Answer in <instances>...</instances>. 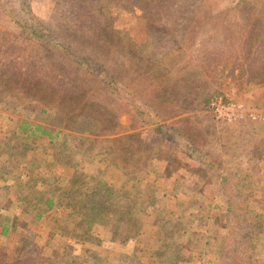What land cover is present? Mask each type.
Segmentation results:
<instances>
[{
  "label": "trees",
  "instance_id": "obj_1",
  "mask_svg": "<svg viewBox=\"0 0 264 264\" xmlns=\"http://www.w3.org/2000/svg\"><path fill=\"white\" fill-rule=\"evenodd\" d=\"M125 1L142 15L150 13L156 31L164 28L155 42L163 56L205 59L195 53L196 46L210 59L201 71L215 91L173 123L117 71L41 20L37 0H0V19L10 26L0 24V111H16L24 101L40 105L32 121L20 122L22 134L3 135L0 183L25 193L55 229L69 226L98 246L104 228L114 235L130 228L134 244L129 251L110 250L106 259L91 249H75L50 253L39 264H171L152 250L144 256L139 252L160 234L184 243L186 250L176 253L172 264L183 258L202 261L205 246L217 254V264H264V251H254L264 230V122L226 123L210 111L213 100L231 101L244 85H264V0H230L216 14L210 12V0ZM186 11L189 17L180 21ZM109 20L104 16L101 38L130 45L128 36L113 32ZM173 26L183 30L177 41L167 32ZM199 34L208 36L196 43ZM216 44L219 58L207 48ZM236 63L244 71L230 80L227 69ZM222 149L229 151V162ZM154 163L160 164L158 171ZM111 173L120 177L119 186L109 182ZM185 174L193 186L186 184ZM166 185L172 186L176 205L191 212L177 219L175 234L164 225L174 214L159 195ZM127 206L141 212L133 217ZM10 207L0 202V264H34L11 241ZM65 209L69 213L63 217Z\"/></svg>",
  "mask_w": 264,
  "mask_h": 264
},
{
  "label": "rangeland",
  "instance_id": "obj_2",
  "mask_svg": "<svg viewBox=\"0 0 264 264\" xmlns=\"http://www.w3.org/2000/svg\"><path fill=\"white\" fill-rule=\"evenodd\" d=\"M229 2L230 0H210L208 6L211 14H216L225 8ZM132 3V1L127 2L125 0H37L36 12L41 20L53 29H59L58 31L66 39H70L76 47L84 50L93 60L109 66L113 72L117 71L120 77L132 88L142 92L141 94H144L153 105L158 106V111L170 123H173L179 117L194 112L197 106L215 91L216 88L212 81L201 71L202 68H207L210 59L203 50L196 46L194 47L195 53L204 56L205 59L195 60L191 58V55L188 58H178L174 55L163 56L164 52L161 53V49L157 48L155 42L158 40L157 35L163 33L164 28L161 27L156 31V27L153 25L155 24L154 17L150 13L142 15L139 10L133 7ZM139 7L142 10L143 5L140 3ZM185 13L179 19L180 21L184 22V19L189 17L190 11ZM104 16L110 19V27L118 37L128 36L130 38V45L126 43L108 44L101 38L103 33L105 34V32L101 33L105 28ZM0 24L7 29L10 27L1 19ZM167 32L171 38L177 41L180 39L183 30L178 26H173L167 28ZM207 36V34H199V40L196 43ZM211 44H215V39L211 40ZM219 47L221 46L216 44L213 48L211 46L207 48L219 58L221 56ZM225 50L228 56L229 51L226 48ZM243 71L244 66L236 63L228 67L227 74L232 80L241 76ZM64 74L66 75V72ZM230 80L227 81L228 84H230ZM231 86L228 91L234 95L235 87ZM97 91L96 88L94 93ZM239 92L240 95L235 94L231 97L232 100H239L249 105L255 112L264 115L263 84L244 85ZM154 93L157 94V97L151 96ZM39 110L40 105L38 103L24 101L16 111H0V142L5 133L22 134L21 129H19L20 122L32 121L39 114ZM121 122L125 123L124 118ZM13 141H16L14 137L9 140L8 144L11 145ZM21 152L22 149L19 148L15 154L18 156ZM229 154V151L221 150L224 162H229ZM15 162L16 160H14ZM159 168L160 164L154 163L153 169L158 171ZM65 177L66 175H63L61 178L64 179ZM184 179L186 184L193 186L187 174H185ZM52 181L56 183L57 178H53ZM109 182L114 186H119L120 177L117 173H111ZM171 189V185H166L162 190L160 189L159 195L164 197L167 208L174 213L165 219L164 225L168 232L175 234L180 228L177 219L186 218L191 212L190 209L176 205ZM0 202H10L11 204L8 215L12 220L10 238L13 245L19 253L30 258L34 264H39L42 257L53 252H55L53 254L60 255L61 253L69 254L75 249V251L91 249L95 254L104 256L106 259L107 254L112 249L113 251L133 249L134 244L130 240V228L119 230L116 235L111 234L108 227L104 228L99 234L101 245L97 246L95 240L71 232L69 226H56L55 229L54 222L50 220L49 215L43 212V209L38 211V205L35 202L33 203L35 205H31L25 193L19 194L14 187H5L2 183H0ZM126 211L133 217L141 212L140 209L130 206L126 207ZM38 212L39 214L43 212L41 219L36 217ZM68 213L69 211L65 209L61 214L65 217ZM148 222L151 223L149 220ZM161 223L162 221L157 222L158 225ZM61 232L65 235L60 234ZM262 233L260 243L254 250L256 253L264 251V230ZM168 247L171 251L162 255L161 251ZM183 247L182 240L176 242L175 238L160 234L140 247L139 252L144 256L145 252L152 250L151 252H154V255L163 263L168 261L172 264L175 254L186 250ZM205 247V255L202 261L187 263V259L183 258L177 261V264H217V254L212 251L211 246ZM46 248L48 251H45ZM202 251H204L203 248Z\"/></svg>",
  "mask_w": 264,
  "mask_h": 264
},
{
  "label": "built area",
  "instance_id": "obj_3",
  "mask_svg": "<svg viewBox=\"0 0 264 264\" xmlns=\"http://www.w3.org/2000/svg\"><path fill=\"white\" fill-rule=\"evenodd\" d=\"M210 111L222 121L233 123L243 120H250L254 123L264 122V115L255 112L249 105L239 100L224 102L218 98L210 103Z\"/></svg>",
  "mask_w": 264,
  "mask_h": 264
}]
</instances>
